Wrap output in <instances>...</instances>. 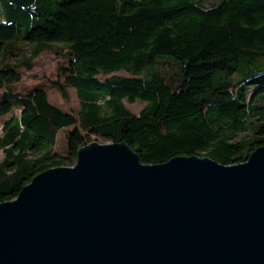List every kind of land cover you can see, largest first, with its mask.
Here are the masks:
<instances>
[{"label":"trees","instance_id":"16d2710c","mask_svg":"<svg viewBox=\"0 0 264 264\" xmlns=\"http://www.w3.org/2000/svg\"><path fill=\"white\" fill-rule=\"evenodd\" d=\"M45 52L61 58L51 85L75 90L77 112L19 88ZM3 118L0 203L95 141L150 165L243 163L264 144V0H0Z\"/></svg>","mask_w":264,"mask_h":264},{"label":"water","instance_id":"95a60500","mask_svg":"<svg viewBox=\"0 0 264 264\" xmlns=\"http://www.w3.org/2000/svg\"><path fill=\"white\" fill-rule=\"evenodd\" d=\"M0 264H264V144L150 165L92 142L0 203Z\"/></svg>","mask_w":264,"mask_h":264},{"label":"rangeland","instance_id":"374dc122","mask_svg":"<svg viewBox=\"0 0 264 264\" xmlns=\"http://www.w3.org/2000/svg\"><path fill=\"white\" fill-rule=\"evenodd\" d=\"M61 58L52 52L43 53L35 62L34 67L29 72H24L19 88L23 91H28L36 87H43L48 93V97L51 103L57 105L61 109L68 112H77L79 104L76 99L75 90L69 88V98H62L59 93L52 87L51 82L56 79V68L61 62ZM117 75L126 76L124 72H118ZM102 77V76H101ZM126 103V106L134 113H138L144 106V103L134 102ZM18 113V110L14 114ZM6 118L0 120V135L2 123ZM3 157V152L0 149V159Z\"/></svg>","mask_w":264,"mask_h":264}]
</instances>
